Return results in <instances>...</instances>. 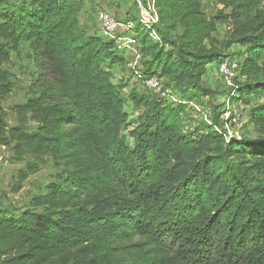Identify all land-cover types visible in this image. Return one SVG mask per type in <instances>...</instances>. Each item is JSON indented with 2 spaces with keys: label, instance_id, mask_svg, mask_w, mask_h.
<instances>
[{
  "label": "trees",
  "instance_id": "1",
  "mask_svg": "<svg viewBox=\"0 0 264 264\" xmlns=\"http://www.w3.org/2000/svg\"><path fill=\"white\" fill-rule=\"evenodd\" d=\"M217 1L204 18L197 0H154L158 25L132 21L148 56L141 73L167 76L181 99L196 100L212 94L201 83L207 65L235 45L244 81L226 95L258 99L248 111L252 137L225 140L203 122L186 136L184 105L135 89L127 99L143 110L130 130L128 82L113 72L125 58L114 39L82 29L84 0H0V146L14 161L48 154L60 167L24 208L0 204V264H119L121 246L137 236L161 254L150 264H264V0ZM184 19L205 38L229 22L222 48L191 49L188 34L172 33ZM23 43L36 72L30 96L14 106L18 123L7 126L3 65ZM156 171L160 182H148Z\"/></svg>",
  "mask_w": 264,
  "mask_h": 264
},
{
  "label": "rangeland",
  "instance_id": "2",
  "mask_svg": "<svg viewBox=\"0 0 264 264\" xmlns=\"http://www.w3.org/2000/svg\"><path fill=\"white\" fill-rule=\"evenodd\" d=\"M93 3V8L91 9V14L95 20V14L98 10H106L111 12L114 17L120 22V27L118 29V35L125 33L130 35L133 32L132 27L127 28L128 22L139 21L140 19V8L132 0H91ZM198 8L202 12V17L207 18L208 16L214 14L221 5L217 0H197ZM189 8V7H187ZM156 23L151 24L152 26L158 25L161 21L160 12L155 5ZM190 19H184L182 22H177L173 28L172 33L181 35L184 32L191 37L190 48L197 50L200 48L210 49L218 48L221 49V43L228 37V26L230 23L217 24L216 30L211 33L210 38H205L200 33L192 35V24L193 21H188ZM173 22V21H170ZM134 24V23H132ZM238 48L233 45L229 49H226L223 55L229 56L231 58L233 55H237ZM138 59L139 69L142 68V62L148 58L147 55H143L141 52ZM121 63L116 68V78H122V80L128 82V87L122 90L125 97L123 104V110L126 112L127 121H135L128 128L137 126V118L142 112L140 106H135L129 99H127V94L130 89H135L137 92L145 94L147 93L142 85L138 82L132 81L130 76V69L125 65L126 62ZM31 51H29L27 43H23L17 54H13L10 61L3 65L9 73V78L12 83V90L10 94L4 98L1 105L4 109L5 121L7 126L16 125L17 117L15 114L14 106L16 104L23 103L31 93V83L35 77L36 65L34 63ZM164 84L169 87H173V93L175 96L181 99V90L178 86L170 80L167 76L161 77ZM244 77L240 76L239 73L236 75L229 76L227 78H219L216 75V62L207 65L206 72L203 74L201 83L207 89L212 91L211 95H201L196 98V102L201 106V111L190 110L188 107L184 108L183 111L179 113L178 122L180 126V132L184 135L191 134L197 124H202L203 113L208 114L213 122L222 129L221 126L223 121L221 119L220 112L225 100L226 94L235 93V88L237 85L242 84ZM236 96V95H235ZM186 100V99H184ZM242 98L235 97V109H236V121L232 122L231 130L235 136H248L252 137L256 135V131L253 126L248 121V111L253 106L258 99L248 98L245 102ZM130 122V123H131ZM28 126H32L28 123ZM204 132V131H203ZM194 138V137H193ZM130 146H132L131 139H127ZM167 152V151H166ZM169 155V153H168ZM170 156V155H169ZM170 160V157H169ZM30 164L35 171L29 173L27 164ZM160 163H166L164 158L160 159ZM175 163L174 159L168 161V165ZM59 166H56L54 160L48 154H42L39 156H26L20 161H14L10 157V152L7 147L0 150V204L15 209H22L30 203L33 196L44 194L46 191V185L55 181L59 173ZM162 170V169H160ZM25 174V178H20ZM159 171H156L154 175H151L148 182H160L158 177ZM163 176V175H162ZM162 176L160 178H162ZM170 180H172V176ZM148 182L146 187H148ZM168 182L170 183L169 179ZM172 182V181H171ZM161 185L158 187L160 188ZM158 206V205H157ZM170 206L167 208L169 209ZM161 208V206H160ZM163 208V211L167 210ZM122 249L116 256V260L119 264H150L155 261L159 255H161L159 250L152 247L143 237H134L129 241H125L121 246Z\"/></svg>",
  "mask_w": 264,
  "mask_h": 264
},
{
  "label": "built area",
  "instance_id": "3",
  "mask_svg": "<svg viewBox=\"0 0 264 264\" xmlns=\"http://www.w3.org/2000/svg\"><path fill=\"white\" fill-rule=\"evenodd\" d=\"M138 8H140V19L139 22L147 27L151 28V24L156 23V14H155V2L154 0H132ZM97 20L99 23V35L104 38H112L115 39V48L117 51L125 53L130 52L129 61L126 62V66L130 69L131 80L138 82L142 85V88L151 96L163 99L167 103L171 105H176L180 103L190 110L201 111V106L197 104L195 100H184L175 96L173 93V87L166 86L161 77L158 76H145L141 73V69H139L138 59L140 57V53L136 47V37L135 34H131L130 36L126 35H118V29L120 27V22L114 17V15L106 10H98L97 11ZM132 22H128L127 28L132 27ZM230 26L227 28L229 29ZM153 38H157L155 31L151 30ZM126 59V60H128ZM241 67V61L236 57H225L216 62V75L219 78H227L232 75H236L239 72ZM115 78L117 77L116 71L113 70ZM231 94V93H230ZM232 95V94H231ZM235 101L231 98V96H226L222 110L220 112V117L223 121L221 126L222 129L213 122V119L206 114L203 113L202 121L212 130L220 133L225 140H227L230 136H235V134L231 130L232 122L236 121L237 116L236 109L234 107ZM238 137V136H236Z\"/></svg>",
  "mask_w": 264,
  "mask_h": 264
},
{
  "label": "crops",
  "instance_id": "4",
  "mask_svg": "<svg viewBox=\"0 0 264 264\" xmlns=\"http://www.w3.org/2000/svg\"><path fill=\"white\" fill-rule=\"evenodd\" d=\"M92 8H93L92 1L91 0H84L83 7H82V9L78 15L79 24L82 27V29H84L86 32L100 36L99 35V23H98L97 15H96L97 12L95 14V20H94L92 14H91ZM122 35H125V33ZM130 35H128V36H130ZM126 36H127V34H126ZM114 41L116 42L115 39H114ZM130 54L131 53L128 51L123 53L125 60L130 58ZM115 71H116V69H115ZM4 147L5 146H0V150L4 149Z\"/></svg>",
  "mask_w": 264,
  "mask_h": 264
}]
</instances>
